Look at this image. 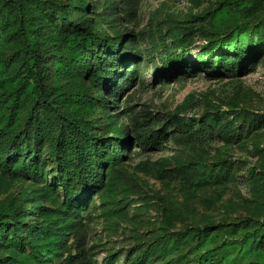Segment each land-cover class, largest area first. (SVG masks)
<instances>
[{"label":"rangeland","instance_id":"rangeland-1","mask_svg":"<svg viewBox=\"0 0 264 264\" xmlns=\"http://www.w3.org/2000/svg\"><path fill=\"white\" fill-rule=\"evenodd\" d=\"M15 1L35 30L53 93L85 90L92 100L101 95L71 63L70 48L60 37L62 11L81 35L92 31L108 41L123 37L122 50L131 47L140 54L134 82L115 104L105 95L108 113L83 104L61 108L87 119L102 117L94 125L100 140H123V129L130 139L120 161L101 169V184L72 206L80 209L83 248L91 264H196L194 257L206 249L240 243L256 224H264V47L258 57L240 61L237 56L244 57L246 48L241 44L232 56L221 57L222 68L217 56L206 69L198 59L208 42L237 32L238 26H246V39L258 35L264 41V0H244L216 16L210 13L221 0H40L52 7L46 15L32 0ZM15 28L10 14L0 31V102L3 91L24 77L15 61ZM176 57L180 63L168 66ZM204 118L213 121L212 135L199 128ZM176 120L189 129L174 130ZM163 125L168 134L162 147L142 149L140 142ZM53 167L45 160L40 178L0 171V220L20 208L33 232L46 233L43 244L52 240L62 206ZM202 229L206 237L198 232ZM259 251L256 259L247 255L244 264H264V247ZM7 253L0 249V264Z\"/></svg>","mask_w":264,"mask_h":264},{"label":"trees","instance_id":"trees-1","mask_svg":"<svg viewBox=\"0 0 264 264\" xmlns=\"http://www.w3.org/2000/svg\"><path fill=\"white\" fill-rule=\"evenodd\" d=\"M32 1L42 14L46 15L52 10L47 2ZM242 1L244 0H221L210 14L216 16L226 9L240 7ZM133 13L128 12L129 16ZM10 14L16 22L13 35L19 42L15 61L24 72V77L13 87L3 91L1 96L0 171L10 177L40 178L45 160L51 161L54 165L55 181L62 192V206L56 213L59 226L51 236L52 240L44 244L41 241L46 240V233L43 230L33 232L27 224V212L17 208L10 211L8 219H1L0 249L7 251L9 255L3 264H53L54 258L60 259L59 264H91L83 248L80 209H73L72 206L77 197L82 195L86 198L101 184V169L105 165L112 168L120 161L130 139L128 129H123V140H100L94 133V125L99 123L102 117L87 119L79 113L61 111V108H67L69 104H83L88 110L97 106L108 113L105 95H109L110 101L115 104L124 89L134 82L138 74L136 62L140 54L131 47L122 50L123 37L108 41L92 31L81 35L78 25L62 11L61 26L65 31H62L60 37L63 45L70 48L71 63L76 64L75 70L92 87L98 91L101 89V95L92 100L85 90L53 93L46 78L47 74H43L44 58L35 47V30L29 23L27 12L15 0H0L1 32L6 28ZM237 30L224 36L217 35L213 41L207 43L198 56L205 69L210 61H214L215 56L218 57L217 67L222 68L224 63L221 57L231 55L241 44L246 47L244 57L238 55L237 60H252L258 57L260 49L264 47L261 36L257 35L252 39L253 42L244 36L246 26H238ZM253 45L255 49L252 48ZM214 50L215 53L212 54ZM93 51L104 56L95 55ZM88 52L93 57L94 66H90ZM205 54H208V57L203 58ZM177 63H180L178 57L175 60L169 59L167 65ZM227 65L229 68L233 66L232 63ZM116 117L110 116L111 119ZM212 125V119L204 118L199 128L202 131H210L209 134L212 135ZM173 127L177 131H187L190 125L176 120ZM167 134L164 125L157 131H151L147 139L140 142L142 149H160ZM198 232L203 237L207 236V229ZM69 241H72V245L67 246ZM263 247L264 224H256L254 231L240 243L225 241L196 255L194 261L196 264H244L248 256L256 259ZM72 249L75 250L74 255H71ZM244 251L248 256H241ZM63 254H67L64 259Z\"/></svg>","mask_w":264,"mask_h":264}]
</instances>
